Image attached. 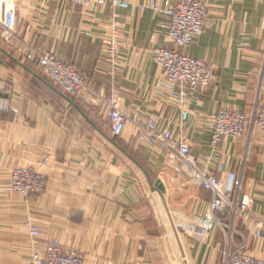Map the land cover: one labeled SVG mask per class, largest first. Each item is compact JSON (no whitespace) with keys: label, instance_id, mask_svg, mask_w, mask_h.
Returning <instances> with one entry per match:
<instances>
[{"label":"crops","instance_id":"obj_1","mask_svg":"<svg viewBox=\"0 0 264 264\" xmlns=\"http://www.w3.org/2000/svg\"><path fill=\"white\" fill-rule=\"evenodd\" d=\"M121 1L129 7L15 0L18 39L72 65L96 94L118 100L127 121L122 136L112 139L102 103L76 104L26 61L20 42L6 47L10 54L0 48V264H30L31 249L44 252L51 240L75 249L84 264H224L226 231L216 228L205 239L198 229L211 194L176 174L163 148L138 140L135 124L150 118L186 140L196 157L209 159L217 177L241 180L252 214L264 221V139L253 130L225 138L215 153L210 148L219 109L264 105V0H201L208 11L204 30L180 51L213 64L216 78L190 96L188 107L198 117L186 125L152 61L153 48L169 46L157 17L135 8L146 0ZM114 21L119 70L113 74L103 46ZM44 157L46 189L24 201L9 188L10 174ZM28 221L39 228L34 239L23 226ZM235 229L242 237L233 244L264 260V230L255 237L254 222L241 217Z\"/></svg>","mask_w":264,"mask_h":264},{"label":"built area","instance_id":"obj_2","mask_svg":"<svg viewBox=\"0 0 264 264\" xmlns=\"http://www.w3.org/2000/svg\"><path fill=\"white\" fill-rule=\"evenodd\" d=\"M76 6L104 7L107 4L118 8H128L129 4L121 0H70ZM140 12L152 11L157 17L156 26L161 30L169 46L151 50L154 64L160 69L163 79L162 88L175 104L182 125L198 117L196 111L189 109L190 96L198 88L207 87L216 78L213 64L188 57L180 48L190 45L204 30L208 17L206 5L201 0H175L167 5H159L156 0L135 6ZM15 0H0V33L6 44L20 42L25 51L26 61L32 62L41 76L61 89L76 104L102 103L107 109L109 131L112 139L122 136L127 116L119 108L118 100L96 94L89 86L86 77L72 65L62 62L54 52L21 42L16 34ZM116 22H111V36L104 42L103 53L110 64L111 73L119 70L118 45L112 34L117 32ZM88 36V34H86ZM259 91L264 90V65L259 75ZM159 118H150L144 125L137 124V138L145 145H157L166 151L168 165L173 171L183 176L188 182L197 184L203 191L211 194L208 209L198 222V229L203 238L208 239L216 228L226 231L227 247L224 252V264H264V260L247 255L242 251L244 244L235 246L233 238L241 236L235 229L238 217L254 222L255 237L259 238L264 230V221L252 214V199L240 192L241 180L235 182L211 172L209 159L192 154L189 143L183 138L175 139L171 129H160ZM256 130L264 139V105H257L249 112L219 109L210 124V148L215 153L225 138L238 139L248 132ZM47 158L44 157L36 166L16 167L9 179V188L18 193L21 199L28 201L33 195L44 193L47 178L41 172ZM32 239L39 236V228L30 221L24 223ZM242 237V236H241ZM30 264H84L83 258L72 248L57 240H51L44 252L31 249Z\"/></svg>","mask_w":264,"mask_h":264},{"label":"rangeland","instance_id":"obj_3","mask_svg":"<svg viewBox=\"0 0 264 264\" xmlns=\"http://www.w3.org/2000/svg\"><path fill=\"white\" fill-rule=\"evenodd\" d=\"M1 34V33H0ZM2 40V41H1ZM0 40V48H2L4 51H7L8 53H9V51H8V49L6 48V47H14V46H12V45H9V44H6L5 43V41H4V39L2 38ZM2 42V43H1ZM10 54V53H9ZM1 55V54H0ZM3 58H4V56L3 55H1ZM41 195V194H40ZM34 196H39V195H33L32 197H34ZM73 249V248H72ZM75 250V249H74ZM76 251V250H75ZM77 252V251H76ZM78 253V252H77Z\"/></svg>","mask_w":264,"mask_h":264},{"label":"water","instance_id":"obj_4","mask_svg":"<svg viewBox=\"0 0 264 264\" xmlns=\"http://www.w3.org/2000/svg\"><path fill=\"white\" fill-rule=\"evenodd\" d=\"M111 143L115 144L112 140H111ZM169 240H170L171 249L174 251V254L176 255L177 250H176L175 244H174L170 234H169Z\"/></svg>","mask_w":264,"mask_h":264}]
</instances>
